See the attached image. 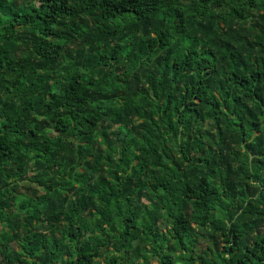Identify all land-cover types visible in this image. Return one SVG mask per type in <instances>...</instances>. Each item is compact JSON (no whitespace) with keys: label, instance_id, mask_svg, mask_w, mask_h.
Instances as JSON below:
<instances>
[{"label":"trees","instance_id":"obj_1","mask_svg":"<svg viewBox=\"0 0 264 264\" xmlns=\"http://www.w3.org/2000/svg\"><path fill=\"white\" fill-rule=\"evenodd\" d=\"M264 264V0H0V264Z\"/></svg>","mask_w":264,"mask_h":264},{"label":"rangeland","instance_id":"obj_2","mask_svg":"<svg viewBox=\"0 0 264 264\" xmlns=\"http://www.w3.org/2000/svg\"><path fill=\"white\" fill-rule=\"evenodd\" d=\"M151 264H154V261Z\"/></svg>","mask_w":264,"mask_h":264}]
</instances>
